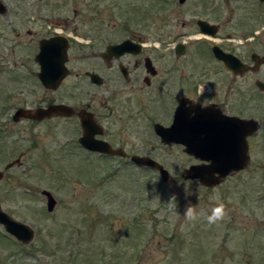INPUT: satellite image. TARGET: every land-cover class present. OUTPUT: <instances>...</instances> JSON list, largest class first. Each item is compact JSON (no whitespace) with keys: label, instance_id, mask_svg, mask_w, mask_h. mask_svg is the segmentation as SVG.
Returning a JSON list of instances; mask_svg holds the SVG:
<instances>
[{"label":"rangeland","instance_id":"rangeland-1","mask_svg":"<svg viewBox=\"0 0 264 264\" xmlns=\"http://www.w3.org/2000/svg\"><path fill=\"white\" fill-rule=\"evenodd\" d=\"M0 2L8 11L0 15V74L18 72L14 63L20 57L18 44L24 49L28 39L22 32L23 40L18 42L15 28L18 15L23 21L31 10L39 17V40L47 35L50 12L72 21L79 17L74 12L86 13L82 20L90 27L95 26L90 18L102 12L104 20L106 13L112 14L119 29L131 21L135 33L156 45L197 36L196 22L207 19L211 7L212 21L227 18L223 0H187L182 5L178 0ZM81 24L73 26L85 27ZM38 97L42 102L41 85ZM24 128L35 138L17 139L9 148L13 159L20 151L24 156L22 167L8 168L0 180V203L35 236L23 244L0 225V264H264V146L260 143L251 146L246 169L208 188L184 180V171L199 163L178 147L154 142L134 147L168 170L171 179L164 182L159 172L135 163L90 157L75 146L72 153L59 149V143L65 145L71 137L65 124L55 125L53 131L47 124ZM5 160H0L1 170L9 163ZM44 191L57 201L52 213ZM173 194L175 209L167 204ZM217 197L225 214L209 225L206 217ZM189 203L197 213L195 221L183 216Z\"/></svg>","mask_w":264,"mask_h":264},{"label":"flooded vegetation","instance_id":"flooded-vegetation-1","mask_svg":"<svg viewBox=\"0 0 264 264\" xmlns=\"http://www.w3.org/2000/svg\"><path fill=\"white\" fill-rule=\"evenodd\" d=\"M223 3L226 20L212 21L215 10L211 7L209 17L196 22L197 36L158 45L135 33L131 21L119 29L113 15L106 13L104 20L102 12L90 18L95 23L92 27L82 20L86 13L74 12L79 17L72 21L50 12L47 35L39 40L35 11L27 12L23 21L19 14L15 31L18 42L23 40L22 32L28 39L26 54L18 44L20 57L14 62L18 72L0 74V160L6 157L9 162L0 169L3 177L8 168L22 167L24 154L16 152L18 158L13 159L11 145L17 139L35 138L24 126L47 124L53 131L55 125L65 124L71 137L65 145L59 143V149L72 153L75 146L87 156L123 163H133L135 156L152 158L134 150L151 142L185 153L182 144L165 143L156 131L159 126L171 128L177 116L183 126L196 118L205 123V134L216 146L245 142L249 154L253 143L264 146V0ZM7 12L6 8L0 15ZM119 32L122 36L117 37ZM45 40L68 47L66 76L50 88L39 79L37 60ZM126 42L123 54L110 51ZM39 85L44 88L42 102L38 101ZM55 106L67 109L41 121L31 118L39 109ZM83 138L107 144L117 153L90 151L80 143Z\"/></svg>","mask_w":264,"mask_h":264},{"label":"water","instance_id":"water-1","mask_svg":"<svg viewBox=\"0 0 264 264\" xmlns=\"http://www.w3.org/2000/svg\"><path fill=\"white\" fill-rule=\"evenodd\" d=\"M187 0H179L180 4H184ZM6 8L0 3V13L3 14ZM202 24H205L202 22ZM54 41H42L40 45V53L37 57L41 66L39 79L46 88H50L54 83L58 85L66 76L65 63L67 60L68 47H56ZM128 43L120 46L111 47L110 51L121 50L119 55L127 50ZM53 69V70H52ZM53 71L56 73L52 79ZM66 107L55 106L48 109H39L32 119L43 120L50 118L58 113H65ZM17 115H22L18 113ZM184 123L176 117V120L171 128L165 129L161 126L157 128V133L160 135L165 143L182 144L185 148V153L202 163L192 165L183 173L184 180L198 181L202 186L212 188L220 185L229 176L246 169L250 162L249 148L247 143L243 142L241 145H226L216 146L211 143L205 132L208 128L205 123L200 122L199 119H194L191 122ZM202 133H204L203 136ZM202 137V138H201ZM80 143L90 151L100 152L103 154H116L112 148L105 144L100 145L94 143L87 138L81 139ZM218 147V148H217ZM222 155V156H220ZM132 162L140 167H145L159 172L164 182L171 179L168 170L149 157L135 156ZM3 179V173H0V180ZM47 197V210L52 213L57 205L56 199L47 191L43 192ZM0 225L5 231L16 238L23 244H29L33 241L35 232L29 226L14 220L6 212L3 211L0 203Z\"/></svg>","mask_w":264,"mask_h":264},{"label":"clouds","instance_id":"clouds-1","mask_svg":"<svg viewBox=\"0 0 264 264\" xmlns=\"http://www.w3.org/2000/svg\"><path fill=\"white\" fill-rule=\"evenodd\" d=\"M216 200H217V203L212 208L211 214L206 217L207 223L209 225L216 224L219 221H221L225 214L224 204L219 201L218 197L216 198ZM167 204L169 208H172V209L176 208V195L175 194L170 196ZM183 216L186 221H195L198 218L195 208L191 203H189L186 206Z\"/></svg>","mask_w":264,"mask_h":264}]
</instances>
